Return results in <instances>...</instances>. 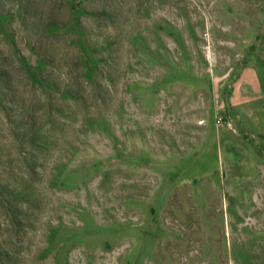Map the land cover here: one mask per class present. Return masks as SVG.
<instances>
[{"label":"rangeland","instance_id":"rangeland-1","mask_svg":"<svg viewBox=\"0 0 264 264\" xmlns=\"http://www.w3.org/2000/svg\"><path fill=\"white\" fill-rule=\"evenodd\" d=\"M0 264H264V0H0Z\"/></svg>","mask_w":264,"mask_h":264},{"label":"built area","instance_id":"built-area-1","mask_svg":"<svg viewBox=\"0 0 264 264\" xmlns=\"http://www.w3.org/2000/svg\"><path fill=\"white\" fill-rule=\"evenodd\" d=\"M221 122V120L219 119V123Z\"/></svg>","mask_w":264,"mask_h":264}]
</instances>
